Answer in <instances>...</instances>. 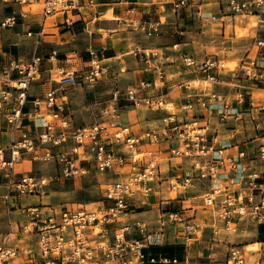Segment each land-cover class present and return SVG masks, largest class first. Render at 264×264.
Instances as JSON below:
<instances>
[{"label": "built area", "instance_id": "2783aa9c", "mask_svg": "<svg viewBox=\"0 0 264 264\" xmlns=\"http://www.w3.org/2000/svg\"><path fill=\"white\" fill-rule=\"evenodd\" d=\"M161 2L171 5L176 12L189 5L188 0ZM37 3L42 6L43 22L61 18L65 31L71 32L76 23H84L90 15L87 11L95 9L99 0H0V4L19 10H13L0 27L13 29L26 14H32L31 6ZM227 4L234 16L254 18L256 25L264 28V0H227ZM26 6L28 11L24 10ZM197 17L200 22H221L218 16L198 13ZM125 24L147 38L158 36L162 25L160 21L139 20ZM25 35L35 38L38 45L43 26L39 32L28 31ZM254 45L258 51L264 49V40H256ZM103 53L104 50L90 49L86 52L87 61H83L84 53L71 52L66 60L71 64L82 62L84 69L69 71L57 67L47 71L55 87L37 96H30V89L42 72L40 57L26 63L8 58L0 69V116L13 131L21 132L8 149L0 146V173L7 186V197L40 196L51 184L91 175L110 178L100 185V206L94 210L54 212L45 205L25 208L26 221L19 234L36 236L40 259H34L33 252H20L10 245L17 237L10 232L0 243V264H10L19 253L31 256L25 264H188L187 257L178 260L147 252L162 244L163 234L149 233L143 223L136 224L133 235L130 226L113 230L119 220L149 208L150 199L158 192L166 195L159 200L160 222L181 228L187 238L196 237L205 228L204 223L192 221L198 207L213 214L210 228L215 237L221 233L237 235L241 223L264 226V125L255 127L257 134L249 142L230 144L210 136L209 124L214 114L221 124L230 118L242 120L246 95L241 87H235L233 101L218 94L214 87L225 72L232 73L236 80L245 77L250 82L263 83L264 59L260 53L234 70L216 57L198 61L188 52L180 53L185 73L193 76L182 84L189 92L198 90L187 95L180 112L183 115L202 112L190 121H180L162 97L152 93L168 84L159 53L135 48L132 54L152 78H143L136 87L124 92L115 90L102 105L98 120L72 130L73 112L65 98V85L74 88L81 84L93 89L108 74ZM55 57L53 53L49 59ZM126 107H143L165 112L167 116L159 129L136 132L120 123V111ZM252 111L264 113V103L248 113ZM25 122L28 129L24 128ZM26 157L33 162L52 164L55 174L50 177L19 174L16 167ZM172 159L189 162V170L182 172L181 167H172L163 171L162 164ZM197 182L205 184L201 194L194 193L196 187L202 188ZM186 211L192 214L188 216ZM248 251L239 245L231 246L226 264H248Z\"/></svg>", "mask_w": 264, "mask_h": 264}, {"label": "crops", "instance_id": "0c3cea01", "mask_svg": "<svg viewBox=\"0 0 264 264\" xmlns=\"http://www.w3.org/2000/svg\"><path fill=\"white\" fill-rule=\"evenodd\" d=\"M37 4L40 5L39 3ZM188 4V7L176 12L172 9L171 5L164 4L161 0H99L95 9L87 11L88 15H90L85 18L84 23L75 26L71 32L65 31V28L61 25V18H52L43 22L41 14H33L34 9L32 8V14H26L25 18L20 19L13 29H2L0 27V69L8 58L26 63L33 57H40L42 59V72L38 82L34 83L30 89V96H37L42 91L50 87H55V84L50 82L47 71L57 67H64L69 71H80L84 69L85 65L82 62L77 61L71 64L66 60V57L71 52L80 51L84 53L82 60L87 61L86 52L88 50H104L103 64L108 68V74L102 81L93 89H87L81 84L74 88L65 85V98L73 112L71 128L75 130L89 126L98 120L102 105L110 100L111 94L115 90L124 92L127 89L136 87L141 79L152 78L149 73L144 71V66L132 54V51L135 48L153 50L159 53L167 77L169 74L174 73V71L169 69L177 66L181 69V75L168 78V84L163 90H155L152 93L165 98L166 102L173 101V95H178L177 98L180 104L177 107L179 109L186 103V98L189 93H198V90L189 92L190 90H187L182 84V82L193 76H188L185 73L180 63V53L188 52L198 61H202L209 56L205 55L202 57L200 46L205 44L208 48L212 45H217L219 49L224 48V45L229 43L230 40H235L234 37L232 38V35L235 36L236 27L242 25V29H246L252 24L254 19L234 16L228 7L227 0H188ZM13 10L19 11L18 8L12 7L11 5L0 4V23ZM198 13L206 17L211 15L218 16L221 19V22L218 23L220 29L217 34H212L204 29L207 26L206 24L210 23L200 22L197 17ZM94 16L95 20H92ZM131 20L160 21L162 24L160 34L149 39L146 37H137L133 32L122 33L125 30H119L120 27H125L128 30L129 28L125 23ZM49 21H52L51 24L53 23V25ZM256 23L253 25L256 26ZM253 25L251 27L255 32L254 39L252 38L250 47L244 52L246 59H249L253 54H257L258 50L254 44L258 40V34L262 31L260 29H263L262 27H255ZM41 26H43V36L39 44L46 42V36L56 39L55 34L46 35L44 33L45 29L50 28V26L59 30V42H53L54 45L45 47L40 51L37 48L35 38H27L25 34L28 31L34 33L39 32ZM103 31L113 32L115 34L106 36L102 34ZM262 50V52L260 51V57L264 59V49ZM53 53L56 54V57L54 60H51L49 57ZM214 57L223 60L217 55ZM242 59L240 60L241 64ZM238 86L241 87L242 92L246 95V104L241 111L242 120L236 121L230 118L221 124L219 123L217 114H214L209 119L210 136L216 137V140L221 143L245 144L256 136L257 132L255 127L257 125H264V113L256 114L255 111H252L254 114L248 113L252 108H257L264 103V83L250 82L243 78L236 80L232 73L225 72L221 75L220 83L214 87V91L233 101L237 90L235 87ZM145 110L143 107H126L122 109L120 111V123L125 126H131L136 132L159 129L162 126V119L164 117H161L159 121H149L151 117L146 116ZM158 112L160 116L161 114L167 115L165 112ZM199 115H202L201 111L181 116L177 114L178 120L180 121H190L193 116ZM160 116L158 115V117ZM28 126L29 124L25 122L24 128L28 129ZM20 133V131H13L7 125L4 118L0 116L1 147L8 149L19 138ZM163 149H165V146H163ZM35 163L37 162H33L26 157L16 167V172L21 175L36 174L43 176L42 174H37L36 170H34ZM48 166L52 170V174L48 176L50 177L55 174V168L52 164H48ZM172 167H181L182 172H186L189 170L190 164L187 161L174 159L170 160V162L165 161L162 164L163 171H167ZM0 181H2V184H0V243L8 233H16L17 237L10 241V245L18 248L20 252L25 250L33 252L32 257L39 261L36 236H21L19 234V228L26 221L25 208L32 205H45L49 206L54 212H59L64 208V205L52 204L47 198H50V189L55 188L53 186L57 188L66 182L63 184H51L44 189L40 196L20 198L16 196L7 197L8 190L1 173ZM200 184H202V188L196 187L194 189L195 194H201L205 189V184L197 182V185ZM165 196L163 192L156 193L150 199L151 205L149 208L141 209V211L129 214L127 217L119 220L113 227V230L130 226V234L133 235L136 224L143 223L146 225L149 233L157 234L162 232V244L156 247H174L173 253L180 252L179 260L187 257L188 264H226L230 249L228 244H226L227 241H234L236 239L231 237L243 235L244 238L240 241L241 245L239 246L246 250L250 246H259L255 250L249 249L250 251L247 252V263L262 264V258L264 257L263 225L258 226L248 222L241 223L239 225L240 231L237 235L232 236L221 233L218 237H215L210 228V225L214 221L213 214L204 210L203 213H206L207 216L202 219L198 210L195 212L192 221L193 223H204L205 228L196 237L187 238L181 228L169 223L163 225L160 222L159 200ZM198 209L202 210L200 207ZM186 214L189 216L192 212L186 211ZM249 227L253 229V232L248 230ZM205 229H208L209 234L213 235L211 242L203 239ZM251 235L252 238L250 237ZM176 247L180 248L177 249ZM151 248L147 252L150 253ZM156 255L161 256L160 254ZM30 257L19 253L17 259L10 264H25L26 260Z\"/></svg>", "mask_w": 264, "mask_h": 264}, {"label": "rangeland", "instance_id": "374dc122", "mask_svg": "<svg viewBox=\"0 0 264 264\" xmlns=\"http://www.w3.org/2000/svg\"><path fill=\"white\" fill-rule=\"evenodd\" d=\"M32 8L34 9L33 14H36V13L41 14L40 6H32ZM38 8H40V9H38ZM24 10L28 11L29 7L26 6L24 8ZM51 22L52 21H49L50 24H51ZM255 23H256V21H255V19H253L252 24H250L246 29H242V25L239 27H236L235 28V36L232 35V38L234 37L235 40H230L229 43L224 45V48H220L221 50L219 48H217L218 47L217 45H215V46L212 45V46H210V48H208L205 46V44H203L202 46H200V49L202 51V53H201L202 57H204L205 55L209 56V57H214L215 55H217V56H219V58L223 59V61L225 62V64L227 65L229 70H234L236 67H238L241 64L240 60L244 57V55H245L244 52L251 45L252 38L254 37V34H255L254 29H252L251 26ZM51 25H53V23ZM206 25L207 26L204 29L207 30L208 32L212 33V34H217L219 29H220V26H218V24H206ZM253 26H255V25H253ZM256 26L260 27L258 24ZM129 29L127 30V28L121 26L119 30H121V31L125 30L122 32L125 34L127 32L128 33L133 32L137 37H145L141 33L137 32V31H133V30L129 31ZM260 30H262V31H260V33L258 34L257 39L258 40H264V28L260 29ZM121 31H118V32H121ZM44 33L46 35L55 34L56 39L50 38V36H46L47 37L45 39L46 42L37 45V48L40 51L43 50L45 47H48L50 45H54L53 42H56V41L59 42V38H58L59 30H57L56 28H52V26H50V28L45 29ZM102 34L108 36V35H112V34L114 35L115 33L103 31ZM203 36H205V34H203ZM35 47H36V45H35ZM260 51L262 52L263 50L259 49V51H257V53L258 52L260 53ZM248 54H249V52H248ZM254 56H255V54H253L249 58H252ZM198 58H201V57H198ZM248 60L249 59H246V55H245V57L242 59V64L246 63ZM169 70L174 71V73L169 74L168 78L178 77L179 75H181V69L179 66L172 68V69H169ZM242 78L247 80L245 77H242ZM173 97H174L173 101H170V102H166L165 98H162V99L167 103V105L169 106L168 109H170L172 111V113H176L179 116H181V115H183V113H181L180 108L178 109V107H177L180 104L179 100L177 98L178 95L175 94V95H173ZM145 112H146L147 117H151V119H149V121H159L161 119V117L167 116L165 114H163V115L161 114V116H160L159 112H152V111H149L147 109L145 110ZM158 115L160 117H158ZM34 170H36L37 174H42L45 177H48L49 175L52 174V170L50 169L48 164H45V163H40V162L35 163ZM109 180H110L109 177H100V176L94 177L92 175L88 176L86 178L71 180V181H68L64 185H61L57 188H56V186H53L55 188L52 187L53 189H50L49 194L51 196H50V198H47V200L52 204L55 203V204H59V205H64L63 209L75 210V209H80V208H86L87 210H94L100 206L99 205V202L101 201L100 185L105 183V182H108ZM0 184H2V181H0ZM198 210H199L200 217L202 219L207 216L206 213H203L204 210H200V209H198ZM205 230L206 231H205V235H204L203 239L206 240L207 242H211V240L213 239V235L209 234L208 229H205ZM248 230L253 232V229L251 227H249ZM232 236H235V235H232ZM250 237L252 238V235ZM231 238H235L236 240L230 241V242L227 241L226 244H228L229 247L235 246V245H237V246L241 245L240 241H242L244 237H243V235H240V236H235V237H231ZM258 248H259L258 245H254V246H250L248 248V250L249 249L255 250Z\"/></svg>", "mask_w": 264, "mask_h": 264}, {"label": "trees", "instance_id": "16d2710c", "mask_svg": "<svg viewBox=\"0 0 264 264\" xmlns=\"http://www.w3.org/2000/svg\"><path fill=\"white\" fill-rule=\"evenodd\" d=\"M79 23H76L75 26H79ZM177 249H179L180 247H176ZM174 251V247L171 246H163V247H153L151 248V254L156 255V254H160L162 257H166V258H180V252L177 253H173Z\"/></svg>", "mask_w": 264, "mask_h": 264}, {"label": "bare ground", "instance_id": "6f19581e", "mask_svg": "<svg viewBox=\"0 0 264 264\" xmlns=\"http://www.w3.org/2000/svg\"><path fill=\"white\" fill-rule=\"evenodd\" d=\"M34 6V5H33ZM38 6H40V5H38ZM41 8H42V6H41ZM31 10H32V6H31ZM169 106L167 105V108H168Z\"/></svg>", "mask_w": 264, "mask_h": 264}]
</instances>
